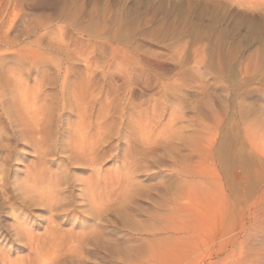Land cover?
Wrapping results in <instances>:
<instances>
[{
	"label": "rangeland",
	"instance_id": "1",
	"mask_svg": "<svg viewBox=\"0 0 264 264\" xmlns=\"http://www.w3.org/2000/svg\"><path fill=\"white\" fill-rule=\"evenodd\" d=\"M256 2L0 0V264L57 255L56 264L90 255L89 264H112L95 245L99 225L106 234L160 233L165 249L158 242L154 264H199L208 254L214 264L236 263L240 240L244 264H264V1ZM26 77L29 95L42 86L50 95L39 104L50 123L43 159L3 108L12 105L15 79ZM100 118L108 139L97 168L109 185L93 193V167L75 157L88 144L77 147L71 129L80 122L97 128ZM39 160L48 173H61L54 194L45 187L53 197H38L43 188L25 192ZM125 175L139 191L111 186ZM97 194L110 197L107 209L90 205ZM58 199L73 206L60 211ZM55 221L59 232L51 233Z\"/></svg>",
	"mask_w": 264,
	"mask_h": 264
},
{
	"label": "bare ground",
	"instance_id": "2",
	"mask_svg": "<svg viewBox=\"0 0 264 264\" xmlns=\"http://www.w3.org/2000/svg\"><path fill=\"white\" fill-rule=\"evenodd\" d=\"M256 1V0H255ZM264 1V0H263ZM61 2V1H60ZM257 2H258V0H257ZM256 2V3H257ZM240 3V2H239ZM260 4H261V1L259 2ZM259 3L257 4L258 6H260L259 5ZM60 5V4H59ZM74 6V5H73ZM81 6V5H80ZM256 6V5H255ZM257 6V7H258ZM259 10V9H258ZM261 27V26H260ZM127 50V49H126ZM128 53V52H127ZM25 58H27V57H25ZM71 58V57H70ZM87 59V58H86ZM91 59V58H90ZM29 60V59H28ZM70 61V60H69ZM38 62V61H37ZM41 62V61H40ZM34 63V62H33ZM27 64V63H26ZM35 64V63H34ZM14 65H16V64H14ZM43 66V65H42ZM50 66V65H49ZM44 67V66H43ZM45 68H47V67H45ZM86 68V67H85ZM27 69V68H26ZM93 69V68H92ZM92 69H90V70H92ZM42 70V69H41ZM43 72V71H42ZM87 72V71H86ZM54 73V72H53ZM89 73V72H88ZM22 75V74H21ZM55 75V74H54ZM58 75H59V73H58ZM117 75V74H116ZM20 76V75H19ZM67 76V75H66ZM16 77V76H15ZM53 77V76H52ZM58 77V76H57ZM4 78V77H3ZM11 78V77H10ZM17 78H18V76H17ZM114 78V77H113ZM127 78V77H126ZM7 79V78H6ZM46 79V78H45ZM11 80H12V78H11ZM56 80V79H55ZM7 81V80H6ZM17 81H20V82H17ZM16 81V79H15V84H14V86L12 87V109L10 110V107H9V105H6V106H4L3 108H4V112H5V114H6V117H8V119H9V121L11 122V124H12V127H13V129H14V132L17 134V135H19V137H21L23 140H25V141H27V142H30V143H33L34 144V148H35V150L37 151L36 153H38L39 152V154H41V156H42V159L43 158H45V157H47V156H50V155H47V151H45L44 149V147L43 146H45L46 145V140H47V135H48V130H49V128H50V123L47 121V120H43V115L41 114V113H43V111L41 110V106H39V104H40V102H41V100H43L44 101V98L45 97H47L49 94V92H47V88H44V86H42L41 87V89L40 90H36L37 92H39L38 94H37V92H35L36 93V97H34V95H33V97H32V93L29 95V93L31 92V90H33V89H31L30 90V88H29V85H28V81H29V77H26V78H24V79H18ZM114 81V80H113ZM46 82V81H45ZM7 83V82H6ZM5 83V84H6ZM9 83V82H8ZM48 83V82H47ZM46 83V85H48ZM51 83H52V85H53V82L51 81ZM114 83V82H113ZM78 84V83H77ZM39 85V84H38ZM40 85H41V83H40ZM52 85H50V83H49V85H48V87L50 86V88L52 87ZM6 86V85H5ZM8 86V85H7ZM31 86V85H30ZM94 86V85H93ZM101 86V85H100ZM40 87V86H39ZM39 87H38V89H39ZM45 87H47V86H45ZM37 88V87H36ZM67 87H66V85L65 84H63V86H62V89L63 90H65ZM88 88V87H87ZM86 88V89H87ZM2 90V89H1ZM69 90V89H68ZM91 90V89H90ZM99 90V89H98ZM33 92V91H32ZM116 92H117V90H116ZM6 93V92H5ZM98 93V92H97ZM1 94V93H0ZM4 95V94H3ZM58 95V94H57ZM118 95V94H117ZM2 96V95H1ZM50 96V95H49ZM97 96V95H96ZM4 97V96H3ZM32 97V98H31ZM52 97V96H51ZM74 98V97H73ZM84 98V97H83ZM106 98V97H105ZM48 99H50V98H48ZM47 99V100H48ZM117 99V98H116ZM87 100V99H86ZM42 101V102H43ZM48 102V101H47ZM113 102V101H112ZM121 104V103H120ZM42 105V104H41ZM46 105V104H45ZM106 105V104H105ZM8 106V107H7ZM80 106V105H79ZM36 107H37V109H36ZM42 107H45V106H42ZM2 108V109H3ZM78 108V107H77ZM82 108V107H81ZM43 109V108H42ZM102 109V108H101ZM109 109V108H108ZM46 110V109H45ZM45 110H44V112H45ZM50 109H48V111H49ZM92 110V109H91ZM98 111V110H97ZM101 111V110H100ZM82 113V112H81ZM86 113V112H85ZM101 113H102V111H101ZM113 113V112H112ZM148 113H150V112H148ZM1 114V113H0ZM44 114V113H43ZM48 114V113H47ZM100 114V113H99ZM98 114V115H99ZM107 114H109V113H107ZM122 114V113H121ZM174 114V113H173ZM176 114H178V113H176ZM49 116H51L50 115V112H49V114H48ZM103 115V114H102ZM127 115V114H126ZM183 115V114H182ZM87 116H88V114H87ZM91 116V115H90ZM101 116V115H100ZM173 116V115H172ZM56 117V116H55ZM106 117V116H105ZM156 117V116H155ZM178 117V116H177ZM49 118V117H48ZM88 118V117H87ZM86 118V119H87ZM45 119H46V117H45ZM101 119V118H100ZM131 119V118H130ZM142 119V118H141ZM151 119V118H150ZM179 119V118H178ZM50 120H53V119H50ZM84 120V119H83ZM175 120V119H174ZM82 121V120H81ZM98 121H100V120H98ZM97 121V128L95 127V125H93V123H91V122H84V123H81L80 122V124H78L76 127L74 126V128L73 129H71V131H74V132H76L77 133V142H76V146L77 147H80L79 145L80 144H82L83 142L85 143V145L86 144H88V146L86 147L85 146V148H82V147H80V148H78L79 149V154L78 153H76L77 155L75 156V157H80L79 159H84V161L85 160H88L89 161V163H90V167H93L92 169L94 170V175H92V176H94L93 177V181H91L93 184L91 185V190L93 191V193H95V191L99 188V186L103 183L104 185H109L108 183H109V181L107 182V181H105L104 179H106V178H108V177H105V176H103L102 174H104V173H101V170H100V167L99 168H97L98 167V161H99V159L101 158L100 157V154L102 153L101 151H102V148H103V145L106 143V140L108 139V136H106V134H105V132H103V129H105V127L107 126V123L105 122V121H102V119H101V121L100 122H98ZM174 122V121H173ZM95 123V122H94ZM163 123V122H162ZM155 124V123H154ZM170 125V124H169ZM168 124H167V126H169ZM184 125V124H183ZM109 126V125H108ZM154 126V125H153ZM177 126V125H176ZM137 127V126H136ZM166 127V126H165ZM177 128V127H176ZM151 129V128H150ZM163 129V128H162ZM145 130V129H144ZM165 130V129H164ZM149 131V130H148ZM172 131V130H171ZM73 132V133H74ZM107 132V131H106ZM157 132H158V130H157ZM156 132V133H157ZM107 133H109V132H107ZM144 133H145V131H144ZM147 133V132H146ZM171 133V132H170ZM174 132H172L171 134H173ZM148 134V133H147ZM158 134V133H157ZM187 134V133H186ZM107 135H109V134H107ZM115 135V134H114ZM156 135V134H155ZM166 135V134H165ZM174 135V134H173ZM139 136V135H138ZM157 136V135H156ZM156 136H153V138L154 137H156ZM162 136V135H161ZM164 136V135H163ZM185 136V135H184ZM10 138V137H9ZM152 138V139H153ZM158 138V137H157ZM160 138V137H159ZM162 138V137H161ZM160 138V139H161ZM167 138V137H166ZM74 139H75V137H74ZM151 139V138H150ZM156 139V138H155ZM163 139V138H162ZM1 141V140H0ZM48 141H49V139H48ZM75 141V140H74ZM52 142V141H51ZM82 142V143H81ZM78 143H80L79 145H78ZM2 144V143H1ZM49 144V143H48ZM55 144V143H54ZM4 145H5V143H4ZM144 145V144H143ZM7 147V146H6ZM47 147V146H46ZM10 148V147H9ZM50 148V147H49ZM105 149V148H104ZM49 150V149H48ZM105 151V150H104ZM176 151V150H175ZM46 152V153H45ZM76 152H77V148H76ZM106 153V152H105ZM104 153V154H105ZM51 154V153H50ZM142 154V153H141ZM47 155V156H46ZM52 156H53V154H52ZM51 156V157H52ZM101 156H103V153H102V155ZM6 157V156H5ZM11 157V156H10ZM81 157H83V158H81ZM100 157V158H99ZM103 158V157H102ZM263 158H264V156H263ZM39 159V158H38ZM40 160H41V158H40ZM39 160V161H40ZM46 160V159H45ZM104 160V159H103ZM144 160V159H143ZM41 161H43V160H41ZM40 161V162H41ZM102 161V159L100 160V162ZM40 164V166L38 167V168H36V169H34L35 171L33 172V175H32V178L31 179H29V180H27V181H25L24 182V189L26 190H24L25 192H27V191H29L30 192V194L31 195H36L37 194V192L38 193H40V191L41 190H38L39 188L40 189H42L43 191H41V194H39V196L38 197H40V195L41 196H43V194H48V192H46V191H48V190H46V188H51L52 190H50V193H51V195H52V192L55 190L53 187H55V188H58V187H56L57 186V183L58 182H60L59 180H60V174L58 173V175L56 174V172H54V174L53 173H48L47 172V170H46V168H45V165L44 164H46L45 162H44V164H42V162L41 163H39ZM88 164V163H87ZM134 164V163H133ZM35 166V165H34ZM36 167V166H35ZM27 168V167H26ZM28 169V168H27ZM114 170V169H113ZM186 170V169H185ZM4 171V170H3ZM50 172V171H49ZM51 172H52V170H51ZM102 172H104V171H102ZM133 172V171H132ZM118 173V172H117ZM186 173V172H185ZM190 173V172H189ZM120 174V173H119ZM114 175V174H113ZM128 175V174H127ZM91 176V177H92ZM118 176V175H117ZM117 176L115 177V179H116V181L117 182H114L113 181V183H112V187L113 186H117V185H120V186H122V185H130V187H133V188H135V190L134 191H136V189L137 188H139V190H140V186L141 185H139V187H138V184H136V182H135V178L134 177H128V176H126L125 175V177H124V179H122V178H120V179H117ZM122 177H123V175H121ZM103 177V178H102ZM119 177H120V175H119ZM241 179V178H240ZM105 181V183H104V181ZM124 180H126L125 181V183H124ZM18 181V180H17ZM16 181V182H17ZM186 182V181H185ZM61 183H62V180H61ZM64 183V182H63ZM111 183V182H110ZM182 183V182H181ZM58 184H60V183H58ZM186 184H187V182H186ZM185 184V185H186ZM124 185V186H125ZM184 185V186H185ZM190 185V184H189ZM44 186V187H43ZM115 186V187H116ZM46 187V188H45ZM114 187V188H115ZM119 187V186H118ZM142 187V186H141ZM177 187V186H176ZM183 187V186H182ZM23 189V188H22ZM123 189V188H122ZM143 189V188H142ZM185 189V188H184ZM138 190V189H137ZM138 190V191H139ZM144 190V189H143ZM160 190V189H159ZM37 191V192H36ZM56 191V190H55ZM64 191V190H63ZM174 191V190H173ZM177 191V190H176ZM243 191V190H242ZM28 192V193H29ZM105 192V191H104ZM108 192V191H107ZM172 192V191H171ZM27 193V194H28ZM34 193H36V194H34ZM56 193V192H55ZM92 193V192H91ZM112 193V192H111ZM110 193V194H111ZM120 193H121V191H120ZM180 193H182V192H180ZM30 194H29V196H30ZM53 194H54V192H53ZM49 196H51L50 194H48ZM58 195V194H57ZM63 195V194H62ZM98 195H100V194H97V196L96 197H94V198H92V200H91V203H90V205L91 204H94L95 206H96V208H95V206L94 207H92L93 209L95 208L96 210H97V212L98 211H101V210H104V209H107V206H109L108 204V198H110V197H108L107 198V200H105L106 198V195H105V199L103 198H101L100 196H98ZM102 195V194H101ZM173 195V194H172ZM179 195H181V194H179ZM118 196V195H117ZM116 196V197H117ZM242 196V195H241ZM32 197V196H31ZM51 197H53V196H51ZM59 197V196H58ZM90 197H91V194H90ZM123 197H125L124 195H123ZM169 197V196H168ZM171 197V196H170ZM178 197V196H177ZM181 197V196H180ZM25 198V197H24ZM56 198H57V196H56ZM68 198V197H67ZM66 198V199H67ZM176 198V197H175ZM184 198V197H183ZM48 199V198H47ZM91 199V198H90ZM32 200V199H31ZM41 201L42 200H44V198L42 199V197H41V199H40ZM57 200V199H56ZM56 200H54V201H56ZM174 200V199H173ZM181 200V199H180ZM46 201V200H45ZM72 201V200H71ZM109 201H111V200H109ZM114 202V201H113ZM49 203V202H48ZM53 204V202H50L49 204H47V205H49L50 207H52V204ZM55 203H57L56 205H60V203H59V199H58V202L56 201ZM89 203V202H88ZM181 203V202H180ZM51 204V205H50ZM112 204V203H111ZM110 204V205H111ZM54 205V204H53ZM71 205L73 206V203H71ZM71 205H69V204H66V203H64V204H62V205H60L59 206V209H60V211H63V209H65L66 210V208H68V207H70ZM120 205V204H119ZM128 205V204H127ZM131 205V204H130ZM91 206H93V205H91ZM142 206V205H141ZM163 206V205H162ZM165 206H167L168 207V205H165ZM164 206V207H165ZM186 206V205H185ZM55 207L53 206L52 207V210L54 209ZM56 208H57V206H56ZM153 208H154V206H153ZM58 209V208H57ZM58 209V210H59ZM166 209V208H165ZM168 209H170V208H168ZM72 210V209H71ZM95 210V211H96ZM145 210V209H144ZM151 209H149V211H150ZM170 210H172V209H170ZM51 211V210H50ZM56 211V210H55ZM59 211V212H60ZM66 211H69V210H66ZM52 212V211H51ZM64 212V211H63ZM72 212H73V210H72ZM148 212V211H147ZM153 212V211H152ZM258 212V211H257ZM54 213V212H53ZM52 213V214H53ZM129 213H130V211H129ZM129 213H123V216H122V220H123V222L125 223V225H130V219H131V217L129 218ZM58 214V213H57ZM65 214V213H64ZM98 214H100V213H98ZM113 214V213H112ZM171 214V213H170ZM56 215V214H55ZM55 215H53V216H55ZM66 215V214H65ZM71 215V214H70ZM161 215V214H160ZM173 214H171V216H172ZM257 213L256 212H254V216H256L257 217ZM51 216V215H50ZM53 216H52V221H53ZM55 217H57V215L55 216ZM55 217H54V219H55ZM59 217V216H58ZM57 217V218H58ZM65 217V216H64ZM156 217H158V215L156 214ZM56 218V219H57ZM167 218V217H166ZM55 219V220H56ZM111 219V218H110ZM156 219V218H155ZM158 219V218H157ZM59 220H60V217H59ZM61 220H62V216H61ZM70 220V219H69ZM25 221V220H24ZM27 221V220H26ZM155 221V220H154ZM57 222L58 221H55L54 223H51V225L50 226H52L53 224V228L54 229H56V230H54L52 227H50V229L49 230H52V232L51 233H58L59 232V230H58V225H57ZM61 222V221H60ZM60 222L58 223L59 225H60ZM21 223V222H20ZM24 223V222H23ZM27 224H28V222H26ZM61 223H63V222H61ZM156 223V222H155ZM242 224V223H241ZM24 226H22L21 227V229H23L24 231L27 229V227L29 226H26V224H23ZM49 225V224H48ZM55 225H57V226H55ZM19 226V225H18ZM94 226H97V225H94ZM170 226V225H169ZM49 227V226H48ZM90 227V226H89ZM104 227V226H103ZM256 227V226H255ZM19 228V227H18ZM52 228V229H51ZM83 228H85V227H83ZM96 228V229H95ZM95 228H93V229H95L96 230V232H95V230H94V232L95 233H97L96 235V237L98 238L97 240H95V245H96V247H98V248H100L101 246H100V243H101V245H102V249L106 252V254H107V256H109L110 258H112L113 259V261H112V264H154V262H156L157 261V259H158V257H159V253L160 252H162L161 250H160V252H159V250H158V246H160V245H162V246H160V248L162 249L163 248V246H164V244H162V242H159V240L157 239L158 238V235L160 234V233H146L147 234V236L149 235L150 236V238H147L146 239V237L144 238L143 237V234L142 233H136V234H129L128 236H127V234H119V233H116L115 231H112L111 233H108V234H106L105 233V231L103 232V228L101 227V225H99V227H95ZM106 228V227H105ZM167 228V227H166ZM257 228H259V227H257ZM256 228V229H257ZM87 229H88V227H87ZM87 229H86V233H87ZM252 229V228H251ZM16 230V229H15ZM22 230V231H23ZM48 230V231H49ZM62 230H63V227H62ZM85 230V229H84ZM107 230V229H106ZM109 230V229H108ZM29 231H32V230H29ZM71 231V230H70ZM90 231H91V229H90ZM89 231V232H90ZM152 231H154V229H152ZM156 231V230H155ZM241 231V230H240ZM19 232V231H18ZM69 232V231H68ZM82 232H83V230H82ZM243 232V231H242ZM251 232V231H250ZM26 233H28V232H26ZM62 233V232H61ZM69 233H71V232H69ZM80 233V232H79ZM84 233H85V231H84ZM104 233V234H103ZM24 234V233H23ZM28 234H30V235H32V233L30 232V233H28ZM27 234V235H28ZM94 234V233H93ZM251 234V233H250ZM26 235V234H25ZM33 235H35V234H33ZM105 235V236H104ZM194 235V234H193ZM196 235V234H195ZM64 236V235H63ZM70 236H72V235H70ZM192 236V235H191ZM247 236V235H246ZM248 236H250V235H248ZM28 237H29V235H28ZM35 237V236H34ZM55 237V236H54ZM168 237V236H167ZM171 237V235L169 236V238ZM173 237V236H172ZM175 237V236H174ZM173 237V238H174ZM189 237V236H188ZM193 237V236H192ZM195 237V236H194ZM85 238V237H84ZM168 238V239H169ZM172 238V239H173ZM175 238H178V237H175ZM174 238V239H175ZM181 238V237H180ZM240 238L241 239H243L244 238V236H241L240 235ZM71 239L72 238H70V241H71ZM190 239H193V238H190ZM195 239V238H194ZM193 239V240H194ZM237 239V238H236ZM236 239L233 241V243L236 241ZM163 240V239H162ZM166 240V239H165ZM169 240H171V239H169ZM179 240V239H178ZM177 240V241H178ZM240 240V239H239ZM62 241V240H61ZM161 241V240H160ZM177 241H176V243H177ZM244 241V240H243ZM243 241H239L240 243V248H235V249H237V252L236 253H238V251H239V259L236 261V263H238V264H244V262H245V256H243L244 255V253L247 251H245V248H243V244H242V242ZM30 242V241H29ZM65 242V241H64ZM158 242L160 243V245L158 244ZM55 243V242H54ZM72 243H74V242H72ZM168 243H169V241H168ZM171 244V243H170ZM238 244V243H237ZM38 245V244H37ZM50 245V244H49ZM76 245V244H75ZM165 245H168L167 243L165 244ZM174 245V244H173ZM188 245H190V244H188ZM52 246H53V244H52ZM67 246V245H66ZM62 247V245H61V247L62 248H70L69 246L68 247ZM77 246H79V244L77 245ZM77 246H75V247H77ZM92 246L94 247V244L92 243ZM226 246H227V244H226ZM39 247V246H38ZM80 247V246H79ZM239 247V246H238ZM37 248V247H36ZM46 248V247H45ZM78 248V247H77ZM178 248V247H177ZM193 248V247H192ZM52 249H53V247H52ZM56 249V248H55ZM59 249V248H58ZM71 249V248H70ZM74 249H76V248H74ZM101 249V248H100ZM164 249H165V246H164ZM164 249H162L163 250V254H164ZM183 249V248H182ZM39 250H41V249H39ZM48 250V249H47ZM73 250V249H72ZM71 250V251H72ZM79 250V249H78ZM167 250V249H166ZM165 250V251H166ZM171 250V249H170ZM35 251H36V249H35ZM58 251V250H57ZM64 251V250H63ZM62 251V253H63V257H64V252ZM68 251H70V250H68ZM67 250H66V253L68 252ZM76 251V250H75ZM100 251V250H99ZM173 251V250H172ZM170 252V253H173V252ZM222 251V250H221ZM36 252H38V250L36 251ZM219 252V251H218ZM40 253V252H39ZM43 253V252H42ZM65 253V254H66ZM69 253V252H68ZM71 253V252H70ZM70 253H69V255H70ZM75 253L76 252H74V255H75ZM81 253V252H80ZM97 253V252H96ZM192 253V252H191ZM210 253V252H209ZM77 254H79L78 252H77ZM84 254V253H83ZM87 254V253H86ZM196 254V253H195ZM216 254V253H215ZM38 255V254H37ZM67 255V254H66ZM65 255V256H66ZM200 256L202 255V253L201 254H199ZM204 255H207V254H205L204 253ZM217 255V254H216ZM59 255H57V257H58ZM82 256V254H79L78 255V257H81ZM84 256V255H83ZM82 256V257H83ZM87 256V255H86ZM92 255H90L89 257H87V258H82V261H81V263L80 264H89V260H86V259H89V258H92L91 257ZM98 255L97 254H94L93 255V257L94 258H96ZM163 256V255H162ZM165 256H168V251H167V254L165 255ZM200 256L199 257H197V258H200ZM220 256V255H219ZM219 256H218V258H219ZM5 256H2V258H4ZM57 257L56 258H52V257H40L38 260H36L37 262L35 263V264H56L57 263ZM62 257V258H63ZM77 257V256H76ZM161 257V256H160ZM164 257V256H163ZM1 258V257H0ZM1 258V259H2ZM7 258V257H6ZM194 258V257H193ZM195 259V261H198L199 259ZM204 258V257H203ZM201 259L200 258V260L201 261H199L200 263L199 264H214V263H212L211 262V260H212V254L210 255V254H208V258H207V256H206V258H207V261L205 260V258L204 259ZM243 258H244V260H243ZM1 259H0V261H1ZM5 259V258H4ZM81 259V258H80ZM102 259V258H101ZM160 259V258H159ZM30 261V260H29ZM92 261V260H91ZM90 261V262H91ZM95 261V260H94ZM192 261V260H191ZM194 261V260H193ZM219 261V260H218ZM10 262V261H9ZM24 262V261H23ZM80 262V261H79ZM103 262H105V261H103ZM110 262V261H109ZM246 262H249V261H246ZM27 263V262H26ZM169 263V262H168ZM194 263V262H193ZM197 262H195V264H196ZM234 264H236L235 262H233ZM232 263V264H233ZM8 264H11V262L10 263H8ZM13 264H15V262L13 263ZM16 264H18V263H16ZM24 264V263H23ZM31 264H33L32 262H31ZM91 264V263H90ZM110 264V263H109ZM167 264V263H166ZM198 264V263H197ZM216 264V263H215ZM217 264H218V262H217Z\"/></svg>",
	"mask_w": 264,
	"mask_h": 264
}]
</instances>
